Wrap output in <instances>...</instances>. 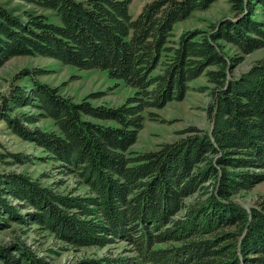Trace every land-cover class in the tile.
Masks as SVG:
<instances>
[{"label":"trees","instance_id":"trees-1","mask_svg":"<svg viewBox=\"0 0 264 264\" xmlns=\"http://www.w3.org/2000/svg\"><path fill=\"white\" fill-rule=\"evenodd\" d=\"M22 1L53 10L59 22L0 5V65L14 56L50 57L104 71L134 92L116 106L93 104L91 95L74 101L37 81L41 70L24 69L32 86L14 85L2 97L0 119L86 189L0 172V228L28 225L53 235L59 249L124 241L131 252L69 264H264V197L249 207L235 199L264 181V57L232 74L243 55L264 47V20L253 17L264 0H229L232 16L175 40L176 23L216 0H151L135 17L132 0ZM226 45L238 52L230 55ZM201 75L210 128L188 126L156 149L130 150L144 121L158 119L154 109L182 100ZM21 107L36 113L11 114ZM43 117L57 130L38 126ZM5 157L26 156L0 152ZM45 251L57 252L15 235L0 244V263L52 264Z\"/></svg>","mask_w":264,"mask_h":264},{"label":"rangeland","instance_id":"rangeland-1","mask_svg":"<svg viewBox=\"0 0 264 264\" xmlns=\"http://www.w3.org/2000/svg\"><path fill=\"white\" fill-rule=\"evenodd\" d=\"M148 1L151 0H132L128 7L130 15L135 17L143 4ZM0 5L22 17L25 16L26 11H29L43 14L50 21L59 22V18L53 10L37 7L22 0H0ZM232 15L229 0H216L208 8L195 10L188 18L176 23L173 27L171 40H175L184 30L208 29L211 23L224 16ZM253 17L264 20V9L256 6ZM225 50L230 55H235L238 52L231 45H226ZM263 57L264 47L243 55L242 61L232 70V74L237 75L247 69L255 60ZM24 69L41 70V73L36 76L37 81L58 88L60 94L72 98L74 101H80L91 95L89 100L93 104L105 103L116 106L134 92L133 88L126 86L122 81L109 78L106 72L98 69H78L73 65L40 55L14 56L0 65V104L2 97L8 94L14 85L30 89L32 81ZM205 85L208 83L205 76L201 75L189 83L190 87L182 100H173L162 108L154 109L158 119L147 118L144 121L142 129L138 132L137 140L132 144L130 150L140 152L156 149L161 143L178 139L181 136L179 132L188 126L209 129L210 121L205 111L209 97L207 92L201 89ZM22 111L36 113V110H32L31 107H21L11 111V114ZM37 124L45 130H57L53 120L49 117L41 118ZM0 152L20 153L26 156L24 162L14 161L11 157L0 160V172L14 170L26 173L33 178H39L42 184L53 185L56 182L58 188L65 191L76 188L78 193H83L86 189L85 186L78 185L73 177L61 174L58 163L53 162L42 148L12 133L2 119H0ZM261 196L264 197V181L256 184L251 190L236 195L235 199L243 206L249 207L255 204ZM15 235H18L20 239L36 250H39V247L40 249L46 247L55 249L56 253L44 252L51 256L49 260L52 264H69L85 256H99L103 253L131 254L124 241L115 242L110 247L103 249L95 247L59 249L60 243H57L53 235L45 232L39 236L33 233L28 225L19 228L18 224L14 222L10 223L8 227L0 228V244L9 242ZM44 253L41 252V254Z\"/></svg>","mask_w":264,"mask_h":264}]
</instances>
